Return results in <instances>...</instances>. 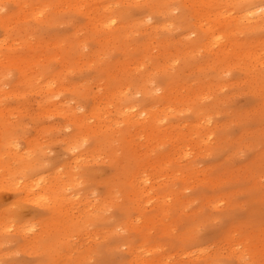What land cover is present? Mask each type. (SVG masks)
Instances as JSON below:
<instances>
[{"label": "bare ground", "instance_id": "obj_1", "mask_svg": "<svg viewBox=\"0 0 264 264\" xmlns=\"http://www.w3.org/2000/svg\"><path fill=\"white\" fill-rule=\"evenodd\" d=\"M14 91L70 152L0 129V264H264V0H0Z\"/></svg>", "mask_w": 264, "mask_h": 264}, {"label": "rangeland", "instance_id": "obj_2", "mask_svg": "<svg viewBox=\"0 0 264 264\" xmlns=\"http://www.w3.org/2000/svg\"><path fill=\"white\" fill-rule=\"evenodd\" d=\"M13 78V74H8V78L3 83L7 86L8 80ZM226 93L225 102L237 108L243 107L249 99L248 91H224ZM43 95L38 93H30L27 91H14V95H7L0 92V103L2 105L12 106V110L0 111V129L6 126L12 130L11 137L14 136V142L24 149H29L37 145L39 150H45L49 154L55 152L61 153L63 157H67L70 152L67 143V135L70 132L69 122L66 120L71 118L65 115H60L54 111L42 113L41 104L46 102ZM58 104L65 103L62 96L56 97ZM73 102H71L72 104ZM18 109H14L15 107ZM203 165V162L201 163ZM200 164V165H201ZM157 180V179H154ZM4 183L0 178V206L12 202L13 197L9 191L5 189ZM1 229V227H0ZM13 227H9L11 232ZM2 231H0V234ZM66 238L62 236L61 241ZM7 249H12L13 246L9 244L5 246Z\"/></svg>", "mask_w": 264, "mask_h": 264}]
</instances>
